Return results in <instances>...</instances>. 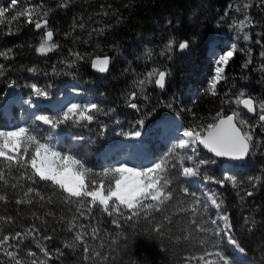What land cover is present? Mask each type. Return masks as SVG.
Listing matches in <instances>:
<instances>
[{"label":"trees","instance_id":"obj_1","mask_svg":"<svg viewBox=\"0 0 264 264\" xmlns=\"http://www.w3.org/2000/svg\"><path fill=\"white\" fill-rule=\"evenodd\" d=\"M232 1L68 0V6L61 8L58 4L62 0H19L16 11L41 3L45 6V11L50 10L47 16L48 26L54 32L53 40L58 48L46 55L36 53L35 48L42 30H35L34 24H27L24 17L12 23L15 34H6L8 25H0V50H13L11 59L0 58V63L5 65L3 74L0 75V103L8 84L12 81H15V85L21 89V96L25 98L31 91L28 85L32 83L52 88L51 86L58 85L62 80H67L69 75H75L82 79L88 78L94 83L96 92L108 99L99 101V104L106 105L105 109L109 113L114 112L117 115L116 110L111 112V101L125 105L133 92H137L138 97H155L160 103L161 111L172 113L168 112L170 109L163 107L161 102H171L175 94L174 108L180 116L182 126H206L216 112H231L229 104L222 103L225 93L234 97L238 90L243 89L258 100L264 99V73L259 67L264 64V58L260 56L264 51V0H246L247 4L252 5L247 14L254 21V26L248 29L251 36L248 42L242 38L237 39L234 29L225 31L238 50L225 66V79L218 85L217 95L212 96L203 91L213 72L208 42L217 24L222 23L225 11L229 9ZM9 4L10 0H0V7ZM14 14L15 11L6 19H10ZM168 21H171V24ZM258 32L262 34L256 37ZM194 34L198 37V42L189 50L175 52L171 59L164 53L169 39L175 38L179 41ZM258 39L262 44L256 43ZM149 49L152 52L151 57L146 55ZM247 49H251L252 63L248 68H243L242 65L248 59ZM70 52H78L85 56V59L75 60ZM96 55L111 57L106 75H97L91 71L90 62ZM152 62L163 64L167 69L160 70L169 73L163 90H157L153 80L146 83L142 90L138 86L141 75ZM69 63L71 67L68 66ZM28 68H35L36 71L28 72ZM11 111L13 126H16L15 105L11 107ZM36 111L42 114L48 111V108L40 106ZM247 116L256 119L251 114ZM0 127L8 128L7 118L1 110ZM81 135L87 136L85 132ZM255 135L264 138V130L257 128ZM88 139L85 138L74 147H71V142L66 139L57 148L84 159L94 170L112 166L110 160L105 161L98 156V139L94 143ZM257 157L255 164L235 170L234 174L242 182L237 188H233L230 183L224 187L218 184V192L224 202L223 209L230 218L232 233L239 245L246 250L244 255L250 260V263L245 260L246 263L241 264H264V162L261 161L264 159V147L258 149ZM211 170L218 172L215 168ZM249 177H260V182L254 189L248 183ZM184 184L190 191L196 192L200 200H206L198 187L187 180ZM40 191L46 198H51L52 204L46 203L41 208L39 204L17 206L14 200L7 205L0 203V215H10L15 219L12 225L0 221V230L5 234L8 231L23 230L31 224L40 230L35 240L29 237L25 241V247L21 251V257L28 264L32 259L26 255L29 247L37 253L38 260H47V264H83L80 248L73 250L63 247L65 242L73 238L67 232L68 222L73 217L87 225L89 232L93 227L97 229L98 238L86 239L91 248L108 257L107 264H188L186 257H200L205 252L215 251H223L235 264H239L234 259V249L228 246L224 239L219 247H213L211 234L197 231L192 223L195 219L207 226L209 217L215 218L216 210L210 203L207 208L196 206V211L193 212L191 197L177 193L173 201L162 206L161 212L155 213L157 219L166 216L171 221L165 235L150 237L147 232L149 224L143 216L132 221L119 217L121 227L117 228L111 223L112 218L99 210H94L90 221L80 217L76 211L79 206L63 203L49 185H42ZM247 191H253V195L247 196ZM84 211L86 212V209ZM33 213H36V216H33ZM246 217H252L257 222L254 231L247 230L248 225L244 224ZM45 235L52 236V239L44 240ZM37 243L53 253L55 249L60 248L65 255L59 259L48 260L36 247ZM0 259H4L5 264H8L7 258ZM207 259L215 260L216 257L213 255ZM88 264L92 262L89 261ZM190 264H198V261L192 259Z\"/></svg>","mask_w":264,"mask_h":264},{"label":"snow or ice","instance_id":"obj_2","mask_svg":"<svg viewBox=\"0 0 264 264\" xmlns=\"http://www.w3.org/2000/svg\"><path fill=\"white\" fill-rule=\"evenodd\" d=\"M19 0H10L6 7H0V25L7 24L8 35L15 34L11 27L14 21H19L21 17L26 18L27 24H34L35 30L44 29L39 45L35 48L36 53L46 55L58 48L54 42V32L48 28L47 16L49 11H45L43 3L35 6H29L16 11ZM68 6V0H62L58 7ZM251 4L243 5V19L238 21L234 18L230 28L237 33V39L242 38L248 42L251 36L246 29L254 26V21L247 14ZM233 5H229L232 9ZM237 12L241 8H235ZM10 19H6L10 13ZM228 11H225V16ZM35 17V18H34ZM171 24V21H168ZM83 27V25H80ZM198 42V37L194 34L190 38L177 41L175 38L169 39L165 45L164 53L168 58H172L175 52H185L193 44ZM262 44L261 40L256 41ZM215 41L210 42L209 50L213 52V73L206 81V87L203 91L212 96L217 95L218 85L225 79V66L237 52V45L233 43L230 48L217 55L213 45ZM162 53V54H164ZM75 60H84L78 52H70ZM87 55V54H86ZM146 55L151 57V50L146 51ZM248 59L242 65L248 68L252 63L251 49H247ZM13 56L11 48L0 50V58L9 60ZM264 58V51L260 53ZM111 57L96 56L91 60L93 69L100 73L109 70ZM71 67V63L68 64ZM260 70L264 71V64H261ZM5 65L0 63V75L3 74ZM28 72H35V68H28ZM169 73L159 69H152L147 73L143 80L138 81V86L142 90L146 82L154 83L160 89H164ZM15 81L9 83L8 87H14ZM32 92L25 104L32 106L34 101L32 96L37 98L48 97L47 87H40L36 83L28 85ZM79 95V89H73ZM138 93L133 92L129 96V106L137 108L134 99ZM176 101V95L173 94L171 102H161L163 107L173 109ZM224 104H235L231 114H225L223 110L216 112L211 118V122L206 126L203 124H193L184 127L182 131L177 130L175 134V143L172 144L169 152L158 161H154L150 166L138 167L129 166L127 161L117 162L114 166L94 170L87 165V162L78 158L74 154L64 153L57 149L54 140L58 138L61 131L76 127H87L91 124L96 114L105 112L100 108L98 102L94 100L85 102H70L60 108L56 115H35L33 123L30 125H18L11 128L0 127V203L5 205L14 200L15 205L35 206L39 204L41 208L45 204H52L51 198H46L41 194L40 187L49 185L54 194L59 196L63 203L68 205L77 204L79 216L91 220L94 210L107 214L111 223L117 228L121 227L119 217L127 221L143 216L149 224L147 232L150 237L165 235L171 221L168 217L157 219L155 213L161 212L162 206L166 202H171L176 198L177 193H182L184 197H191L192 211H196V206L211 207L216 209L215 218L209 217L207 226L201 224L198 220L192 223L196 230L208 234L213 238V247H219L223 238L234 246L241 255L246 254V250L239 245V242L232 235V225L228 214L223 209V200L219 199L215 193H205L206 200H200L197 193L190 191L184 181L191 178L202 177L205 183L211 181L224 187L230 183L233 188H237L242 182L235 174L225 172L222 179L203 173V170L209 165L216 163L215 159L204 158L198 154L200 146H203L209 153L217 158H226L230 161L239 162L246 160L254 149L264 147V138L255 135V130L261 128L264 130V99H256L248 95L243 89L234 97L225 93L222 99ZM246 110V111H245ZM151 114V113H150ZM247 114L255 117L253 123ZM141 119L138 124L143 127L145 120ZM36 121L40 123L37 124ZM47 126V127H44ZM141 130H133L131 133H120L122 136L140 137ZM100 135H103L101 132ZM71 139L74 141H83L84 137L79 133H73ZM9 178H12L11 180ZM14 181V182H13ZM260 182V177H249L248 183L254 189ZM247 196H252L253 191H247ZM187 203V201H185ZM86 209V212L84 211ZM148 210V211H145ZM51 215L52 213H48ZM115 214V215H114ZM36 216V213H33ZM39 217H37L38 219ZM0 221L8 225L15 223L13 216L0 215ZM251 221V224L249 222ZM222 222V226H221ZM244 224L248 225V231H254L257 222L252 217H246ZM67 232L72 235V240L65 242L63 247L66 249L82 250L83 264H107L108 257L102 252L91 248L86 237L91 239L98 238L97 229L93 227L91 232L88 226L81 223L76 217L68 222ZM39 228L31 224L23 230L8 231L6 234L0 230V257L7 258L8 264H28L21 257V251L25 247V241L31 237L33 240L39 235ZM44 240H51L52 236H43ZM36 247L48 260L59 259L65 255L60 249L50 252L47 247H41L39 243ZM26 255L32 258L30 264H47V260H38L37 253L30 247L26 250ZM215 256V260H208L207 257ZM195 259L203 264H235V262L223 251L214 253L205 252L200 257H186L185 260ZM0 264H5L4 259H0Z\"/></svg>","mask_w":264,"mask_h":264},{"label":"rangeland","instance_id":"obj_3","mask_svg":"<svg viewBox=\"0 0 264 264\" xmlns=\"http://www.w3.org/2000/svg\"><path fill=\"white\" fill-rule=\"evenodd\" d=\"M245 3H246V0H233L231 3V5H233V8L228 9L227 10L228 15L224 16L221 24H217L215 31L213 32V35L208 42L210 45V42L215 41V44L213 45V47L215 48V53L217 55L222 54L223 51L230 48L231 45L233 44V42L228 39L227 34H226L227 32H225V31L227 29H232L229 27V25L232 24L234 18L237 21L239 19H243V15H244L243 5ZM237 6H239L241 8L240 12H237L235 10V8ZM49 27L50 26H48V28ZM248 29H246V31H248ZM41 30H42V32L40 34L39 40L37 41L36 47L39 45L41 37L43 35L44 29H41ZM261 34H262L261 32H258L256 37H259ZM208 54L210 55V57L213 61V52L208 50ZM152 69H159L160 70V69H165V68L163 67V64H161L159 62H152L144 70L143 74L141 75L140 80L145 79V77L147 76V73L149 71H151ZM263 73H264V71H263ZM154 79L155 78H153V83H154ZM263 79H264V74H263ZM63 82H68V83L70 82V83H69V85L63 87V89H61L59 91H57L56 89H54V91H53V88L50 89V86H49V88H47L48 92H49L48 97L37 98L35 96H32L33 101L39 102V104H40L39 106H45L48 108V111H46L42 114H46V115H50V116L56 115L59 110L56 111L54 109H51L49 106H47L45 104H46V102L52 100L53 98L61 96L63 94V91L67 90V89L68 90L79 89L82 94L87 95V96H92L93 100L98 102V104H99V101H101V100L102 101L108 100L105 98V96L96 92L94 83L88 78L82 79L79 76L69 75L67 80H65V81L62 80L59 84H61ZM58 85H56V86H58ZM38 86H40L42 88L45 87L42 84H40ZM51 87H53V86H51ZM239 91L240 90H238V92L236 94H238ZM31 92H32V90L29 92V94L25 98H23L20 94L21 89H19L18 86L15 85L14 87H11V88L7 87V89L4 92V95L2 97V101L0 103V110L5 115V117L7 118L8 128H11L14 125V123H13L14 119H13V113L12 112L8 113V114L5 112V109H4L5 98H7V97L11 98L14 96H17V98L19 97L18 99L20 102L14 103L11 105V107L13 105L16 106L15 125L16 126H18V125H30L33 123V116L32 115L28 116L27 120L23 123L21 122V118L23 116L24 110L26 109L24 101L26 99H29ZM133 102L136 103V105H137V108H135V109L131 108L129 106V101L125 105H120L117 102L111 101V107H110L111 112L113 110H116L117 115H115V114L113 115L112 113H109L105 109L106 105L100 103L99 106L105 112H107L106 115L104 114V112H101L99 114H96V118L94 120V123L92 122L93 123L92 125H88L87 127H76V128L66 129V131H72L74 133L81 134L83 131L85 132V130H89L90 135L89 136L87 135L86 138H89L88 140L91 141L92 143H94L98 139V141H99L98 146H97L98 154H102L103 152H101L99 150V147H101L103 143L106 144L104 146H109V147L114 146L118 142V140L125 139L129 136V135L128 136L119 135L120 133H131L134 129L135 130H141V133H142L141 141H142V144H143L144 149H145V154L150 157L151 163L154 161H158L159 159L163 158L169 152V150L172 147V144L175 143V137H169L168 139H166L164 141H160L156 137V135L158 134V132H157L158 129H152V126L155 124V122L157 120L161 119L165 115H173V116H176L178 119H180V116L174 107H173V109H170L168 111V112H172V113H166V112L161 111V109H159L160 103L158 101H156L155 97H149V96L138 97L137 96V98L134 99ZM229 107H230L229 110L232 111V109L236 108V105L232 104V105H229ZM224 113L226 114V112H224ZM38 115H41V114H38ZM145 117H147V119L145 120V124L143 125V127H141L138 124V121L141 119H144ZM247 118H249V117L247 116ZM250 120L253 123H255L256 119H250ZM36 123L39 124L40 122L36 121ZM116 124H119V125L117 127H115ZM181 124H183V123H181ZM183 127H185V126L183 125ZM101 132L103 133V135H100ZM85 134H86V132H85ZM71 136H63L59 140L54 141V143L55 144H58L59 142L63 143L66 139H68V141L71 142V140H72ZM259 148H256L253 150L252 154L249 156L250 158L248 161L246 159L243 163H241L239 165H233V164H227L224 161H220V160L216 159L215 157H213L212 155H210L209 153L204 151L200 146V148L198 150V154L201 157L211 158V159L216 160L215 164L209 165V166H207V168L205 170H203L202 175L204 172H206V174H209V175L215 177L216 179H222L223 174L226 171L234 174V172L237 168L244 169V167H247L250 164L256 163V161H257L256 159L258 158L257 152H258ZM130 150L131 149L127 146L126 147L125 146L120 147L119 149L114 150L113 153H111L109 155V157L106 158L105 160H110L111 165L114 166L115 163H117V160H121V159L127 157V155H129L131 153ZM261 161L264 162V159ZM245 162H247V164H244ZM129 163L131 166L132 165H135L138 167L144 166L143 161L141 159L136 158V157H133L132 159H130ZM212 168H215L218 172H213L211 170ZM187 181L189 183H191L192 185H194L195 187H198V189H200L204 194L205 193H209V194L215 193L217 195V197L219 199H221V193L218 192V184L217 183H213L211 181L205 183L203 181L202 177L191 178ZM204 197L206 199L205 195H204ZM221 226H222V222H221ZM232 235H233V233H232ZM223 239H224L225 243L231 247V245L227 242V238L225 237ZM233 251L235 253L234 259L237 261V263H239V264H241V262L246 263L245 259L242 258L238 254L237 251H235V250H233Z\"/></svg>","mask_w":264,"mask_h":264},{"label":"bare ground","instance_id":"obj_4","mask_svg":"<svg viewBox=\"0 0 264 264\" xmlns=\"http://www.w3.org/2000/svg\"><path fill=\"white\" fill-rule=\"evenodd\" d=\"M69 83H68V85H69ZM52 88H53V91H54V87H52ZM52 88H50V89H52ZM90 100H93L92 96L84 95L81 92H80L79 95H77L73 90H68L67 93L62 94L59 97L53 98L52 100L46 102L45 105H47V106H49L52 109L57 111V110H59L60 108L64 107L65 105H67L70 102H85V101H90ZM18 102H20V101L17 98V96H14V97H11V98H9V97L5 98V100H4L5 112L7 114L10 113L11 112V110H10L11 109L10 108L11 105L14 104V103H18ZM36 105H39V102L34 101L32 106H29V105L25 104V107H26V109L31 110L33 107H36ZM183 128L184 127L182 126L180 120L176 116H173V115H165V116H163L161 119L157 120L155 122V124L152 126V129H158V131H157L158 134L156 135V137L160 141H164V140L168 139L169 137H175L176 131L177 130L182 131ZM85 132L89 136V132L88 131H85ZM72 133H74V132L63 130V131H61L60 135L58 136V138L56 140H59L63 136H71ZM82 133H84V131ZM141 136H142V134H141ZM141 136L140 137H133V136L129 135L125 139L118 140V142L114 146H110V147L109 146H104V145H106V144H104V145H102L101 149H99L103 153L102 154H98L97 153V154H98V156L100 158H102L104 160V159L108 158L109 155L111 153H113L114 150H117V149H119L120 147H123V146H125V147L127 146V147H129L131 149L130 150L131 153L129 155H127V157H125V158H123L121 160H118V162L127 161L129 163L130 159H132L133 157H136V158L141 159L143 161L144 166H150L151 165V159H150L149 156H147L145 154V149H144V146H143L142 141H141ZM85 138L86 137H84V139ZM56 140H54V141H56ZM81 142L82 141L71 140V147L77 146ZM58 144H56V146ZM129 166H131L130 163H129ZM231 247L235 250L233 245H231ZM235 251H237V250H235ZM238 254L242 258H244L246 261H248V259H247L248 257L246 258V256H245L246 254L245 255H241L239 252H238Z\"/></svg>","mask_w":264,"mask_h":264},{"label":"water","instance_id":"obj_5","mask_svg":"<svg viewBox=\"0 0 264 264\" xmlns=\"http://www.w3.org/2000/svg\"><path fill=\"white\" fill-rule=\"evenodd\" d=\"M34 29H35V28H34ZM96 56H100L101 58H103L104 56H109V55H96ZM96 56L92 57V59L96 58ZM109 57H110V56H109ZM92 59H91V60H92ZM109 66H110V65H109ZM90 68H91V71H92L93 73L97 74V75H106L107 72H108V71L105 72V73H100V72H98L97 70H95V69L92 68V66H91V62H90ZM162 71H164V70H162ZM66 84H68V83L61 84L60 86L57 87V89H60L62 86L66 85ZM155 87H156V89H158V90H163V89H160L159 87H157L156 85H155ZM29 114L37 115V113H36L34 107H33L31 110H28V109H27V110L25 111L23 117L21 118V121H22V122L25 121V119L27 118V116H28ZM226 114L230 115L231 112H228V113H226ZM201 148H202L204 151H206L207 153H209L206 149L203 148V146H201ZM209 154L212 155V156L214 157L213 154H211V153H209ZM215 158L218 159V160H220V161L227 162V164H233V165H239V164H241V163H243V162L245 161V160H244V161L234 162V161H230V160H228V159H226V158H217V157H215ZM117 162H118V160H117ZM247 262L250 263V260H248Z\"/></svg>","mask_w":264,"mask_h":264},{"label":"built area","instance_id":"obj_6","mask_svg":"<svg viewBox=\"0 0 264 264\" xmlns=\"http://www.w3.org/2000/svg\"><path fill=\"white\" fill-rule=\"evenodd\" d=\"M55 89V87H54ZM52 97V96H51ZM114 115V113H112ZM119 124H116L115 127H117ZM105 143H103L102 145H104ZM102 147V146H101ZM101 147H99V149H101Z\"/></svg>","mask_w":264,"mask_h":264}]
</instances>
